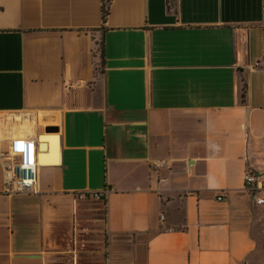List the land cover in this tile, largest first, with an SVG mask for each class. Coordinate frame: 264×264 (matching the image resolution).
Returning a JSON list of instances; mask_svg holds the SVG:
<instances>
[{
  "label": "crops",
  "instance_id": "1",
  "mask_svg": "<svg viewBox=\"0 0 264 264\" xmlns=\"http://www.w3.org/2000/svg\"><path fill=\"white\" fill-rule=\"evenodd\" d=\"M40 135L38 192L6 193ZM247 170L264 0H0V264H264Z\"/></svg>",
  "mask_w": 264,
  "mask_h": 264
},
{
  "label": "built area",
  "instance_id": "2",
  "mask_svg": "<svg viewBox=\"0 0 264 264\" xmlns=\"http://www.w3.org/2000/svg\"><path fill=\"white\" fill-rule=\"evenodd\" d=\"M38 153V146L33 140L17 138L11 142L9 154L2 165L6 193L34 194L38 192L36 187ZM243 187L256 205H264V170L260 172L245 171ZM92 197L99 198L100 195L93 193ZM217 199H222V195H219Z\"/></svg>",
  "mask_w": 264,
  "mask_h": 264
},
{
  "label": "trees",
  "instance_id": "3",
  "mask_svg": "<svg viewBox=\"0 0 264 264\" xmlns=\"http://www.w3.org/2000/svg\"><path fill=\"white\" fill-rule=\"evenodd\" d=\"M111 0H101V19L102 22L105 21L110 8Z\"/></svg>",
  "mask_w": 264,
  "mask_h": 264
},
{
  "label": "rangeland",
  "instance_id": "4",
  "mask_svg": "<svg viewBox=\"0 0 264 264\" xmlns=\"http://www.w3.org/2000/svg\"><path fill=\"white\" fill-rule=\"evenodd\" d=\"M79 264H99L98 260L91 256L81 255Z\"/></svg>",
  "mask_w": 264,
  "mask_h": 264
},
{
  "label": "water",
  "instance_id": "5",
  "mask_svg": "<svg viewBox=\"0 0 264 264\" xmlns=\"http://www.w3.org/2000/svg\"><path fill=\"white\" fill-rule=\"evenodd\" d=\"M58 131V129L57 128H47L46 130H45V132L47 133V132H57ZM43 139V136L42 135H40L38 138H37V146H38V149H39V154H38V157H41V152H40V150H41V148H42V145H41V140Z\"/></svg>",
  "mask_w": 264,
  "mask_h": 264
},
{
  "label": "bare ground",
  "instance_id": "6",
  "mask_svg": "<svg viewBox=\"0 0 264 264\" xmlns=\"http://www.w3.org/2000/svg\"><path fill=\"white\" fill-rule=\"evenodd\" d=\"M44 158H45V156H42V162H44V161H45V159H44Z\"/></svg>",
  "mask_w": 264,
  "mask_h": 264
}]
</instances>
